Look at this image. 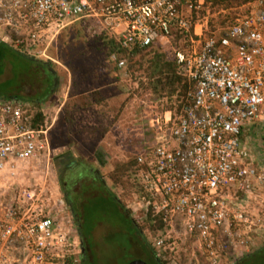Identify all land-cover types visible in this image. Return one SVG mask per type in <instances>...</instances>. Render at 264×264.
Segmentation results:
<instances>
[{
  "label": "built area",
  "instance_id": "obj_1",
  "mask_svg": "<svg viewBox=\"0 0 264 264\" xmlns=\"http://www.w3.org/2000/svg\"><path fill=\"white\" fill-rule=\"evenodd\" d=\"M205 4L0 0V44L30 58L51 59L58 34L83 18L99 20L125 48H146L173 32L184 36L175 59L189 84L186 102L179 116L168 111L157 120V137L138 156L143 211L152 204L166 224L152 243L165 264H182V252L192 246L209 264H232L264 238L263 219L249 215L237 197L264 187V170L243 143L247 125L264 127V0L249 3L251 12L225 34L208 37L191 16ZM112 59L126 73V61ZM36 114L22 102L0 100V176L49 152L50 127ZM36 201L32 192L0 190V264H82L78 229L60 213L65 202H58L59 213L45 214Z\"/></svg>",
  "mask_w": 264,
  "mask_h": 264
},
{
  "label": "rangeland",
  "instance_id": "obj_2",
  "mask_svg": "<svg viewBox=\"0 0 264 264\" xmlns=\"http://www.w3.org/2000/svg\"><path fill=\"white\" fill-rule=\"evenodd\" d=\"M246 1L248 2L242 5L235 3L231 9L222 10L220 13H214L204 6L196 13L198 19L196 24L205 25L203 29L198 27V33H203L207 37L225 34L237 19L246 17L253 9L249 4L253 3V0ZM204 10L207 13L202 16ZM66 30H62L50 46L48 55L51 59H40L54 64L58 72L54 92L48 101L39 106L25 103L29 110L42 111L44 114V119L50 127L49 152L35 160L21 163L14 175L7 174L0 178V190L9 193L11 189L16 188L19 195H23L25 191L34 193L37 200L35 207L43 209L45 214L59 213L61 206L58 202L64 201L65 210L60 213L70 216L75 226L77 223L82 224L84 235L91 243L89 264H130L133 260L153 264L154 260L149 259L148 254L142 250L140 243L144 244L143 237L137 233L136 226L127 221L130 215L125 213L123 216L117 203H113V200L107 201L108 194L101 188V184L95 181L94 176H84L75 188L76 198H80L78 215L75 217L65 201L59 174L65 164L74 160L99 170L107 186L126 209L130 210L137 223V229L142 230L148 244L152 246L162 233L151 231V223L143 211L146 203L140 175H137L136 171H130L125 177L119 176L120 181L115 183L110 174L116 169L117 162H127L137 155L138 142L141 139L152 134L157 137L160 131L157 120L164 118L165 113L169 111L167 108L172 107L174 118L179 116V104L176 99L172 104H168L167 101H160L161 103L146 101L145 106L141 108L142 103L139 105V101H131L137 85L126 76L127 71L124 73L117 69L112 58L99 64L95 56L70 48L65 49L63 42ZM69 32L72 33V29ZM179 47L183 49L185 45ZM70 64L75 66V72L71 70ZM117 74L120 80L117 79ZM12 75V67L8 64L5 74L0 77V82L11 79ZM21 89V94L32 93L26 88ZM96 92L102 94L104 103L82 109L83 101L79 94L85 93L87 97L93 99ZM137 97L139 95L133 98ZM123 103L127 104L125 107L127 110L121 117L119 109ZM161 127L167 129L163 125ZM84 169L83 166L77 169L82 176L85 173ZM82 189L88 191L84 194ZM251 197V204L246 205L248 214L259 216L264 221V187L254 190ZM121 229L125 233L120 231ZM128 238H131V242ZM257 240L256 248H259L264 244V238ZM121 245L126 246L128 251L120 252L118 246ZM182 254V264H209L205 256L193 246L188 247Z\"/></svg>",
  "mask_w": 264,
  "mask_h": 264
},
{
  "label": "trees",
  "instance_id": "obj_3",
  "mask_svg": "<svg viewBox=\"0 0 264 264\" xmlns=\"http://www.w3.org/2000/svg\"><path fill=\"white\" fill-rule=\"evenodd\" d=\"M247 2L248 1L246 0H206L205 8H210L214 13H220L222 10L225 11L231 9L235 3L242 5ZM196 13L197 12H194L191 15L194 23L198 21ZM206 13L207 11L204 10L202 16ZM66 29L65 41L63 42L65 49L70 48V50L74 49L95 56L96 61L99 62V64L110 61L113 56H117L119 60L126 61V76L137 85V88L133 91L134 94L132 95L131 101H139V105L142 103L140 107L143 108L146 101H167L168 104H172L174 99H176V102L179 104L178 110L181 111L189 92V84L187 80L179 74L177 61L175 59V50L181 49L179 46L183 44V35L173 32V37L170 40L161 38L146 48H141L139 46L125 48L120 40L103 27L99 20L96 19L83 18L72 24L70 29L69 27ZM71 29L72 33L69 32ZM192 35L195 36V33L192 32ZM8 64L12 67L13 75L11 79L5 82H0V100L22 102L27 105L35 106H39L49 100L57 83L58 72L55 70V67L53 66L54 64L38 58H30L6 44H0V77L5 74L6 66ZM70 67L71 70L75 72V66L70 64ZM49 68L54 71V75L48 73ZM117 79H121L119 74H117ZM21 88L31 90V95L21 94ZM79 95L83 101L82 109H87L95 104L101 105L104 103V97L99 92L95 93L93 99L87 97L85 93ZM82 95L85 96V99ZM136 95H139V97L133 98ZM86 100L88 101L84 102ZM126 105L127 104L123 103L119 109L121 117L126 113ZM67 107L68 105L66 108ZM171 109L172 107L167 108V111H171ZM36 117L38 122L44 120V115L40 111L37 112ZM153 142V134L150 137L148 136L147 138L144 137V139H141L138 142L139 148L137 155L131 157L127 162H117L116 169L110 174L111 179L115 183H118L120 181L119 176L125 177L130 171H136L137 175H139L141 168L138 165V156ZM78 164L85 168L83 178L84 176H93L90 171L94 169L93 166L80 161H78ZM81 175V173H76L73 176V179L67 177L61 178L62 184L64 182H70L73 185L75 182L83 179L81 178ZM101 188L108 194L110 200L107 201L113 200L112 202L115 204L117 203L120 210L131 215L130 210L126 209L113 191L108 190L105 186H101ZM67 203L71 208L72 215L77 217L78 210L76 202L70 200L67 201ZM152 208V204L148 205V211L145 212L147 220L151 223V231L164 233L166 224L162 221L161 217H156L152 214ZM127 221L132 225L136 224L134 219H127ZM136 230L138 231L137 233L143 237L145 241L144 244L151 251L152 256L149 255V258L154 260L153 264H165V262L157 257L152 246L148 244L147 238L142 234L141 230ZM79 232L83 242L85 239L89 241V238L84 236L81 229H79ZM81 263L84 264L83 261ZM235 264H264V244L256 250L251 251L249 254L239 258Z\"/></svg>",
  "mask_w": 264,
  "mask_h": 264
},
{
  "label": "flooded vegetation",
  "instance_id": "obj_4",
  "mask_svg": "<svg viewBox=\"0 0 264 264\" xmlns=\"http://www.w3.org/2000/svg\"><path fill=\"white\" fill-rule=\"evenodd\" d=\"M48 73H52L53 75H54V71H52L50 68L48 69ZM80 165L78 164V161L77 160H74V161H72V162H69V163H67V164H65V166H64V168L63 169H61L60 170V174H59V180H60V182H62L61 181V178H66V177H69L70 179H73V176L76 174V173H80L79 172V170H77L78 169V167H79ZM91 171V173L93 174V176H94V178H95V181L96 182H98V183H100L101 184V186H105V187H107L108 188V190H110V191H112L108 186H107V183L105 182V180L103 179V177L100 175V171L99 170H90ZM81 178H83V176L81 175ZM74 183V182H73ZM78 183H79V181H77V182H75L73 185L70 183V182H64L63 183V186L61 187V190H62V192H63V195L65 196V201H66V203H67V201H70V200H72L73 202L75 201L76 202V206H77V210L79 209V199L80 198H76V194H77V192H76V190H75V188L78 186ZM92 189V188H91ZM90 189V190H91ZM82 191V193H83V191H84V194H85V191H88L87 189L85 190V189H82L81 190ZM81 191L79 192V193H81ZM106 192V191H105ZM82 195V194H81ZM81 198H83L82 196H81ZM110 200V199H109ZM71 204V203H70ZM122 214H123V216H125V212H123L122 211ZM76 217V216H75ZM126 219V218H125ZM127 219H134L131 215H130V217L129 218H127ZM78 221H79V219H77ZM135 220V219H134ZM136 222V221H135ZM77 223V222H76ZM137 224V223H136ZM135 224V225H136ZM137 226V225H136ZM77 227H78V229L80 228L81 229V231L83 232V229L81 228L82 227V224H78L77 223ZM138 228V226L136 227V229ZM120 231H122V232H124L125 233V231L124 230H120ZM141 232H142V230H141ZM79 233V239H80V244H81V253H80V258H81V262L83 261L84 262V264H89V262H90V256H89V252H90V250H91V243L89 242V241H87L86 239H85V241L83 242L82 240H81V237H80V232H78ZM83 234H84V232H83ZM142 234H143V232H142ZM85 236V235H84ZM128 241L130 242L131 241V238L129 239L128 238ZM144 245V248H145V252L148 254V257H149V255H151L152 256V254H151V251L148 249V247L145 245V244H143ZM119 248H120V252H123V251H128V248H126V246H124V245H121V246H118ZM131 251V250H130ZM150 259V258H149Z\"/></svg>",
  "mask_w": 264,
  "mask_h": 264
},
{
  "label": "crops",
  "instance_id": "obj_5",
  "mask_svg": "<svg viewBox=\"0 0 264 264\" xmlns=\"http://www.w3.org/2000/svg\"><path fill=\"white\" fill-rule=\"evenodd\" d=\"M204 26H205L204 24L203 25L196 24L197 32H198V27H201V29H203ZM202 32H203V30H202ZM243 143L248 149H250L253 152L255 164L259 168L264 170V127L260 126L259 124L247 125L244 128ZM5 176L6 175H1L0 178L5 177ZM251 196H252V192L251 193H246V194L242 193V194H239L237 197L239 199L243 200L244 206H245V208H247L246 205H250L251 204V201H252L251 200L252 199ZM79 229H78V232H79ZM257 241L255 242V244L250 249L241 250L237 254L236 261L239 258H241L242 256H244L246 254H249L252 250H256L257 249L256 246H257V243H258ZM140 244L142 246L143 252H145L146 250L144 248V245L142 243H140ZM130 248H132V245H130ZM235 262H233L232 264H235ZM226 264H228V263H226Z\"/></svg>",
  "mask_w": 264,
  "mask_h": 264
},
{
  "label": "water",
  "instance_id": "obj_6",
  "mask_svg": "<svg viewBox=\"0 0 264 264\" xmlns=\"http://www.w3.org/2000/svg\"><path fill=\"white\" fill-rule=\"evenodd\" d=\"M130 264H149V263H147L143 260H135V261L131 262Z\"/></svg>",
  "mask_w": 264,
  "mask_h": 264
}]
</instances>
